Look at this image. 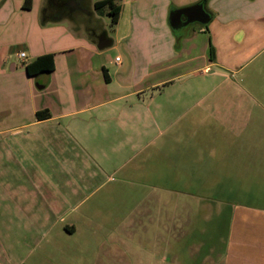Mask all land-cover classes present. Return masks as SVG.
I'll use <instances>...</instances> for the list:
<instances>
[{
	"label": "crops",
	"instance_id": "0c3cea01",
	"mask_svg": "<svg viewBox=\"0 0 264 264\" xmlns=\"http://www.w3.org/2000/svg\"><path fill=\"white\" fill-rule=\"evenodd\" d=\"M102 1L87 0L83 9L74 3L73 16H66L48 15L49 0H33L31 10L23 8L25 0H0V264H129L125 252L114 259V254L104 251L112 236L101 233L103 228L92 214L73 217L77 206L66 209L58 199L64 197L66 177L76 175L65 165L70 145L109 181L184 116L190 118L178 132L203 134L206 127L239 131L258 112L264 113L259 104L251 108L243 102L264 100V0H209V24L180 31L171 27V12L201 0H121L114 36L106 29L102 11L95 9ZM97 20L113 39L111 47L100 48L103 37L90 34L89 26L96 27ZM20 53H26L25 63ZM48 54L54 55L55 70L29 77L26 65ZM13 55L19 65L11 64ZM20 66L23 72L17 75ZM216 80L220 83L214 85ZM223 85L232 92L216 94L217 100L238 103L205 107ZM3 103L9 107L3 108ZM213 116L220 119L209 124ZM152 133H157L154 140ZM180 137L173 136L164 147L160 144L152 160L147 159L152 164L168 163L169 180L178 179L179 173L198 179L210 163L218 169L235 149L229 146L213 161L204 140L187 145ZM136 147L139 151L130 156ZM160 154L168 159L158 161ZM255 160L233 158L235 164H259ZM181 164L188 166L179 170ZM153 172L154 180L161 179L160 170ZM131 174L136 171L126 173L125 179ZM243 177L229 173L213 179L233 180V186L242 190ZM146 187L160 190L144 182L140 191ZM244 188L239 195L255 202L224 199L221 207L215 205L219 219L207 227L211 232L219 228L220 234L195 227L203 238L201 244L181 239L177 243L187 244L185 251L177 247L150 254L156 261L152 263L264 264V186L255 183ZM72 190L70 195H77L78 188ZM230 194L238 192L223 196ZM196 211L209 212L205 207ZM124 228V222L117 224L120 244L128 242Z\"/></svg>",
	"mask_w": 264,
	"mask_h": 264
},
{
	"label": "rangeland",
	"instance_id": "374dc122",
	"mask_svg": "<svg viewBox=\"0 0 264 264\" xmlns=\"http://www.w3.org/2000/svg\"><path fill=\"white\" fill-rule=\"evenodd\" d=\"M102 13L101 16L104 19L107 31L110 35L114 36L115 32L111 25L110 18L107 16L105 10H102ZM16 50H19V48ZM121 54L125 59V53ZM10 61H12L11 64H20L19 61L15 59V55L11 57ZM11 64H7L6 66L8 71H11ZM18 71L17 75H21V72H23L21 66ZM16 82L20 86L23 83L20 79ZM213 83L217 85L220 81L216 80L213 81ZM213 83L211 82L209 84L207 91L211 90ZM38 84L41 85L42 80H39ZM227 85H223L219 87V89L214 90L216 91L214 96L206 100L205 107L209 105L220 108L219 104H223L224 102H226V106H229L233 102L238 103L239 100H228V98L227 100H217L218 93L229 91L226 87ZM153 92L156 93L157 90ZM229 92L231 93L232 90L230 89ZM24 102L22 106H24ZM243 102L246 107L253 108L256 106V103L259 104L257 106L264 107V105H262L264 100L255 101L244 99ZM2 107L8 108L9 105L8 103H3ZM258 114L260 115L252 117V121L247 122L244 129H239V131L225 129L224 131L218 132L206 127L204 130L207 132L203 134L196 132H178L181 125L190 118V116H184L185 118H183V121L179 119L178 124H176L170 132H165V135L161 136L155 145L147 147L145 151L139 154H137V152L140 148L136 147L133 152L131 150L132 153L130 156H133L135 153L137 155L122 171L120 170L117 172L115 177L109 181L105 174H101L98 170L94 169L95 167L91 161L79 156L80 150L75 145H70L69 148H67L65 165L67 168L71 169L73 173L76 172V175L74 178L66 177L63 186L65 191L64 197L60 196L58 199L63 202L66 209L77 206V209L71 213L73 217L74 215L84 213L93 215L99 227L101 226L103 228L101 233L103 235L108 234L112 236V239H108L106 245H104V251L114 254V259H116L117 253L123 251V253L125 252L129 255L127 259L129 264H137V262L153 264L152 262L156 263V261L150 258V254L160 255L169 253L170 248H173L172 250L174 251L177 247H183L185 251L187 244L184 242L178 244L177 242H180L181 239H184L185 242L197 240L200 241L198 244H201L203 238L196 233L195 230L200 229L199 232H201L204 229L206 232H211V229L207 226L209 225L212 227L219 219L217 217L215 205L221 207L222 204L220 203H223L224 199L239 203L255 202L252 197L248 195H239V192H243V189H245L244 187L248 184L254 185L258 183L264 186V164H261V162L264 161V113L260 111ZM218 118V116L209 117V124H214ZM222 118L224 117L222 116ZM179 134L182 135V137H180L181 141L185 144L187 143V145L191 142L195 143L198 139L200 141L204 140L205 144H208L207 146L210 148L209 151H211V153L209 152V156H211L213 161L217 159L215 158L217 155H223L229 146L235 149L230 154H226V158L223 160L226 162L221 164L218 169L217 166L210 163L202 175L198 174V179H186L184 177L185 174L179 173L178 179L169 180L168 174L170 166L168 163L162 161L161 163L156 162L152 164L151 162L147 163V159L151 156L150 160H152V154L157 150L160 144L164 147L173 136ZM156 136L157 133H152L150 140H154ZM216 144H220V146L217 147ZM81 155L85 156L83 153H81ZM234 157L240 162H245L247 160L249 163L253 159H256L255 162L259 164H239L240 162L235 164L233 162ZM156 159H158V161L168 159V155L160 154ZM143 166L144 168H142ZM177 166L178 169L181 170L188 165L181 164ZM153 169H155L156 172L158 170L161 171V179H153ZM94 171L97 172L96 175H93ZM133 171H136V174H131L128 177L129 179H125L126 173H132ZM137 171H140L141 174ZM229 173H231L232 176L237 175L238 178L243 177V175L246 176L241 178V182L244 186L242 190L233 186V180L213 179L214 176H228ZM258 176L259 178H257ZM144 182L151 185L156 184L160 187V190L155 187H146L142 193L140 190L144 189L142 188ZM73 188H78L77 195H70ZM174 191L176 192L174 193ZM189 191L199 192L207 196H185L184 192ZM228 191L238 192V194L236 196L230 194V197L223 196L224 192ZM203 201L205 204L202 203ZM202 207L208 209L209 212L196 211L197 209H202ZM122 222H124L126 227L124 228L123 236H125L124 238H128V240L126 239L128 242L120 244V233H118L116 228L117 224L120 225ZM194 224L195 226L192 227ZM195 227L198 229H195ZM218 231L219 228L212 229L213 233H217ZM217 234L213 235L216 237ZM212 239L215 240L214 238H211V240ZM217 239L218 238H216V240ZM203 249H205V247H203Z\"/></svg>",
	"mask_w": 264,
	"mask_h": 264
},
{
	"label": "trees",
	"instance_id": "16d2710c",
	"mask_svg": "<svg viewBox=\"0 0 264 264\" xmlns=\"http://www.w3.org/2000/svg\"><path fill=\"white\" fill-rule=\"evenodd\" d=\"M121 0H104L96 4V9L98 11L106 10L107 16L110 18V22L112 26H115L118 23L119 15H120V6L119 2ZM209 0H207V3ZM33 7V0H25L24 9L31 10ZM26 73L29 77H36L40 74L44 73H52L55 70V62H54V55L48 54L41 56L34 60L33 62L29 63L25 67ZM47 116L49 117L50 114L46 111ZM41 113H38V116L41 117Z\"/></svg>",
	"mask_w": 264,
	"mask_h": 264
},
{
	"label": "water",
	"instance_id": "95a60500",
	"mask_svg": "<svg viewBox=\"0 0 264 264\" xmlns=\"http://www.w3.org/2000/svg\"><path fill=\"white\" fill-rule=\"evenodd\" d=\"M211 19L212 14L207 9V0H201L195 5L172 11L170 15V24L174 30L180 31L193 24L208 25ZM112 45L113 39L107 37V34H105L100 48H107Z\"/></svg>",
	"mask_w": 264,
	"mask_h": 264
},
{
	"label": "flooded vegetation",
	"instance_id": "af4514ba",
	"mask_svg": "<svg viewBox=\"0 0 264 264\" xmlns=\"http://www.w3.org/2000/svg\"><path fill=\"white\" fill-rule=\"evenodd\" d=\"M86 2H87V0H49V4H48L46 13L48 15L60 14V15H66V16H73V13H74V7H73L74 5L73 4L75 3V5H78L79 7H81L83 9V8H85L84 5ZM95 9H96V5H95ZM105 12H106V10H105ZM96 22H97L98 27L97 26L96 27H93V26L90 27L89 26V28L91 29L90 34H92L96 38H99V40H100L101 37H103L106 33L104 31L103 23H101L99 20H97ZM90 23H91V25H93V23H94L93 19H91ZM188 27H186V28H188ZM186 28H183V29H186Z\"/></svg>",
	"mask_w": 264,
	"mask_h": 264
},
{
	"label": "built area",
	"instance_id": "2783aa9c",
	"mask_svg": "<svg viewBox=\"0 0 264 264\" xmlns=\"http://www.w3.org/2000/svg\"><path fill=\"white\" fill-rule=\"evenodd\" d=\"M20 59L25 63L27 59L26 53H20L19 54ZM118 61H120V58H117Z\"/></svg>",
	"mask_w": 264,
	"mask_h": 264
}]
</instances>
